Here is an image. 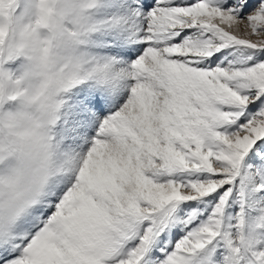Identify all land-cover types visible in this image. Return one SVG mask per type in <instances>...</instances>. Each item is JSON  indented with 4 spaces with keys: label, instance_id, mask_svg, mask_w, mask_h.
<instances>
[{
    "label": "snow or ice",
    "instance_id": "obj_1",
    "mask_svg": "<svg viewBox=\"0 0 264 264\" xmlns=\"http://www.w3.org/2000/svg\"><path fill=\"white\" fill-rule=\"evenodd\" d=\"M0 264H264V0H0Z\"/></svg>",
    "mask_w": 264,
    "mask_h": 264
}]
</instances>
